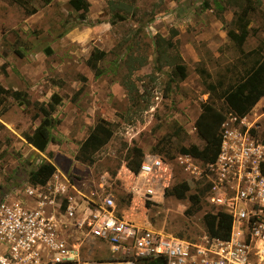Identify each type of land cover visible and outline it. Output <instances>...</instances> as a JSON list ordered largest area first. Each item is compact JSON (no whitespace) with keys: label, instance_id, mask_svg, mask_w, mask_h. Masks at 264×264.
Listing matches in <instances>:
<instances>
[{"label":"rangeland","instance_id":"obj_1","mask_svg":"<svg viewBox=\"0 0 264 264\" xmlns=\"http://www.w3.org/2000/svg\"><path fill=\"white\" fill-rule=\"evenodd\" d=\"M87 1L89 11L82 14L72 10L67 0H52L48 5L42 0H0V86L23 92L31 103H48L53 95L61 99L51 115L61 123L50 130L52 141L43 153L24 139L40 124L41 116L33 119L37 110L9 97L0 104V199L22 191L30 183L29 174L49 162L59 182L66 180L73 187L65 196L83 199L85 204L111 195L118 215L175 237L196 238L205 230L202 216L210 211L205 194L197 212L186 215L184 211L190 206L189 195L205 193L204 165L196 162L199 170L190 173L176 158L180 147L202 146L194 128L200 103L225 109L215 96L208 98L196 69L204 68L210 82L227 86L252 65L253 57L240 54L227 37L239 9L226 6L225 0ZM248 27L250 35L241 48L244 54L264 41V0L255 3ZM93 48L108 53L100 62L99 78L85 65ZM176 63L186 68L182 82L172 80ZM80 77L86 78L84 84ZM230 114L225 113L220 132ZM98 119L109 122L114 134L94 154L95 163L86 166L74 156ZM248 119L249 128L257 118ZM240 130L245 133L247 128ZM249 132L263 141L258 130L251 127ZM134 145L144 157H159L166 164L161 179L160 175L139 177L125 168L127 150ZM55 180L49 179L51 184ZM182 182L189 186L186 199L164 194ZM133 187L139 192L133 194ZM146 187L155 190L152 201L143 196ZM105 248L85 242L81 260Z\"/></svg>","mask_w":264,"mask_h":264},{"label":"built area","instance_id":"obj_2","mask_svg":"<svg viewBox=\"0 0 264 264\" xmlns=\"http://www.w3.org/2000/svg\"><path fill=\"white\" fill-rule=\"evenodd\" d=\"M230 116V126H222L214 163L203 164L187 155L176 158L190 173L199 170L196 162L204 165V200L209 213L231 218L228 239L211 237L205 230L186 239L142 226L118 215L111 195L81 204L83 199L65 196L73 187L53 174L55 185L29 183L0 199V264H81L85 242L106 246L112 258H161L164 264H264V111L249 127L258 130L263 141L250 134L246 116ZM167 168L159 157L145 156L137 176L160 175ZM131 192L139 189L133 187ZM154 194L151 187L143 189L145 200L152 201Z\"/></svg>","mask_w":264,"mask_h":264},{"label":"trees","instance_id":"obj_3","mask_svg":"<svg viewBox=\"0 0 264 264\" xmlns=\"http://www.w3.org/2000/svg\"><path fill=\"white\" fill-rule=\"evenodd\" d=\"M19 3L20 0H11ZM45 5H48L52 0H42ZM226 6L233 5L239 9L234 13L233 25L234 30L227 31V37L240 49V54L248 57H253L251 67L245 71L240 79L227 86L222 81L212 83L209 81L210 76L204 68H197L196 73L202 80V84L208 94V98L215 96L218 100L223 102L225 109L222 107H215L213 104L207 102L200 103V113L194 122V128L197 136L202 141V146L190 145L187 147H180L178 153L180 155H187L194 159L201 161L203 164L214 163L220 153L222 144V134L220 132L221 124L225 120V113L230 112L237 118L245 117L250 110L257 104L260 99H264V55L263 46H258L257 49L243 53V47L247 37L250 35L249 29V15L255 10V3L258 0H225ZM27 3V1H25ZM68 6L75 12L85 14L89 11V3L87 0H67ZM205 6H208L206 4ZM222 21V18L219 17ZM122 20V18H121ZM160 39L155 41L156 47L160 46ZM108 53L93 48L88 58L85 61L86 67L92 72L94 78H99L103 71L100 67ZM143 63L140 64L142 66ZM172 80L182 82L186 78V68L181 63H176L171 68ZM82 83L86 82L85 77H80ZM83 90V85L76 93L80 94ZM12 98L15 102L24 104L26 106L32 105L37 113L34 114L33 119L36 120L41 116L40 124L33 131L31 135H24L27 144L31 145L37 151L43 153L48 144L52 141L50 130L58 126L61 121L52 118V113L55 112L59 106L61 99L53 95L48 103H31L26 98V95L21 91L4 89L0 86V104L5 98ZM112 125L104 119H98L86 138L78 145L74 160L86 166H92L95 163L94 154L105 147L113 137ZM157 142L154 147L157 148L162 140ZM144 157L143 151L137 147L132 146L127 150L125 168L134 175H137L140 169L142 159ZM56 169L53 164L49 162L41 163L34 171L29 174V181L34 185H45L47 181L53 176ZM189 192V186L186 182L176 184L165 191L164 194L173 196L176 199H186V194ZM204 193L191 194L187 197L190 204L189 208L184 211L186 215H191L197 212L200 202V196ZM203 225L206 233L214 238L228 239L231 230V218L225 214L218 213L216 215L209 212L202 216ZM114 259H108V261ZM120 261L132 262V264H164L161 258L152 260L144 259H123Z\"/></svg>","mask_w":264,"mask_h":264},{"label":"crops","instance_id":"obj_4","mask_svg":"<svg viewBox=\"0 0 264 264\" xmlns=\"http://www.w3.org/2000/svg\"><path fill=\"white\" fill-rule=\"evenodd\" d=\"M264 111V99H260L257 104L251 109L250 113L246 115V118H250L251 120L255 118H259ZM248 119V120H250ZM113 259L111 257L108 248L102 250V252H94V257L92 258H84L81 260V264H132L131 262H125L120 260H110Z\"/></svg>","mask_w":264,"mask_h":264}]
</instances>
